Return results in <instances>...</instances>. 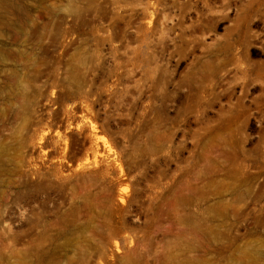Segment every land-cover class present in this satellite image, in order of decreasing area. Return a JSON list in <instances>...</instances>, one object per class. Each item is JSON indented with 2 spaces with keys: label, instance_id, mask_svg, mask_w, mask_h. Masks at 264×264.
I'll use <instances>...</instances> for the list:
<instances>
[{
  "label": "rangeland",
  "instance_id": "obj_1",
  "mask_svg": "<svg viewBox=\"0 0 264 264\" xmlns=\"http://www.w3.org/2000/svg\"><path fill=\"white\" fill-rule=\"evenodd\" d=\"M0 264H264V0H0Z\"/></svg>",
  "mask_w": 264,
  "mask_h": 264
},
{
  "label": "bare ground",
  "instance_id": "obj_2",
  "mask_svg": "<svg viewBox=\"0 0 264 264\" xmlns=\"http://www.w3.org/2000/svg\"><path fill=\"white\" fill-rule=\"evenodd\" d=\"M96 141V139H94ZM93 157H94V163L99 165L101 162L99 161V158L102 157L103 153L101 151V148L97 145V143H94L93 146Z\"/></svg>",
  "mask_w": 264,
  "mask_h": 264
}]
</instances>
